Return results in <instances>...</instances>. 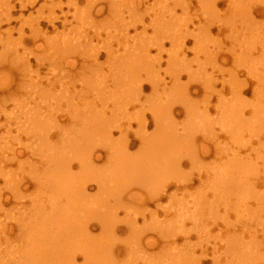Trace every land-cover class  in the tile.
Returning <instances> with one entry per match:
<instances>
[{"label":"rangeland","instance_id":"1","mask_svg":"<svg viewBox=\"0 0 264 264\" xmlns=\"http://www.w3.org/2000/svg\"><path fill=\"white\" fill-rule=\"evenodd\" d=\"M107 1L109 0H28V3L32 2V4L23 11L19 10V0L10 1L12 5L16 6L17 11L14 16L18 19L22 13L23 17L30 22H34L36 19L40 20L41 30L39 32L41 34H39L42 37L38 36L40 40L37 43L40 48H37V43L31 42L33 33L29 30L25 29L26 37L22 44L17 33H12L11 39L7 37L8 26L3 25L0 28V208L2 207L0 209V264H70V262L71 264H85L83 263L85 259L83 261L77 252V246H74L79 242L93 250L95 264H264V259L261 260L262 257L264 258V0H139L144 5H141L137 11L135 10V13L132 12L135 0H113L115 1L113 4H109L111 1ZM179 3L182 6H179ZM204 3L208 5L206 6ZM256 3L261 13L257 11L251 15L252 9L249 10L247 7H253ZM164 6L172 9L171 12L174 14L170 15L171 18L167 13L169 10L167 11ZM146 7L147 10H145ZM101 8L100 15L95 14V9ZM110 9L114 10L109 13ZM150 11H153L150 14L154 13L159 19L156 21V18L154 21L156 26L149 25L152 20L147 16V13ZM137 12L139 13L137 14ZM113 13L114 15H112ZM157 15L162 18L160 19ZM116 17L117 19H115ZM138 18L144 19V24L140 23V26L136 24L137 29L128 27L130 23L127 21L135 22ZM164 21L174 24L172 27L169 23L173 29L169 28V24L166 25V23L163 27L162 22ZM157 22H160L161 28ZM14 24L19 25L20 23ZM109 24L110 28H108ZM205 24H212L210 32L204 33L201 30L204 29L203 26H207ZM124 25H128L129 28L130 39L128 38L127 43L123 40L125 36H121L124 35L122 32ZM167 26L170 29L169 33L168 30L165 31ZM106 27L114 31L110 34ZM144 27L145 31L141 32ZM161 30L167 32L168 35L162 33ZM120 33L121 38H116L115 36ZM141 33L144 36L140 35ZM136 34L140 36H137V40H133L132 35ZM236 35H238L235 37L236 40L232 42ZM140 38L141 42H139ZM161 42L165 45L157 48L156 45ZM131 44H137L136 51L131 50ZM149 45H152L153 48H150L146 63L134 67L137 59L135 56L137 54L142 56L139 54L141 52L143 54L144 47H149ZM110 46L111 51L113 49L114 52L112 51V54L106 57L102 51ZM137 46H141L142 49ZM97 52H99L98 61L93 59ZM129 52L132 55H129ZM36 53L41 56L38 61V56L36 60L34 57L37 55ZM21 60H25L24 66H21L23 62ZM122 62L125 66L126 62L130 63L132 68L124 67ZM179 62H182V65H179L181 64ZM109 64L110 66H108ZM91 66L93 67L91 68ZM147 66L148 68H146ZM177 67L179 68L178 72ZM114 69L116 72H112ZM186 70L188 74L193 73L188 75ZM132 71L133 74L129 77L128 74ZM114 72L122 73L121 76L116 74L117 78L123 76L124 79L129 77L130 79H127L131 80L133 77L131 81L135 83L139 80H144L143 83H146L150 78L156 81V77L162 85L157 88L158 91L155 95H152L151 89L147 87L141 96H138L139 98L126 96V98H130L127 100L120 96L124 99L121 102L124 103H117L120 105L118 106L116 104L118 102L116 100H119L118 92L116 91L117 95H115L117 99H113L115 88L111 86L116 80L112 74ZM124 73L128 76H125ZM110 74H112V78H110ZM119 78L117 80H120ZM38 79L42 85V91L40 89L36 91L31 86L26 91L24 90L25 84H33ZM112 79L114 81H111ZM212 79L214 82H212V88L209 89ZM176 80L177 82H175ZM243 83L246 85L244 86ZM92 86L93 88H91ZM232 86L238 88L233 92ZM238 89H244L241 95L238 94ZM187 92L188 96H186ZM35 94L36 98H39L37 103L35 102L36 104L30 102L31 96ZM136 97L139 101L135 99ZM25 98H30L26 110L34 108L26 116V111L21 109ZM235 99L237 100L235 101ZM42 101L43 103H41ZM113 101L116 102L113 104ZM181 103L185 106L188 105L187 109L189 110L192 107L193 116L187 117L185 111H182L175 117L176 123H172V129L175 127V132L179 135L173 137L175 145L170 144L171 147L169 144L161 143V145V138L156 142V146L147 149L146 155L139 140L133 141L135 136L142 138L144 135L147 136L146 140L152 141L155 138V132L158 130L164 132L161 126L159 129L151 122L145 128H140L134 122L130 128L127 126L120 128L121 124L118 126V122L111 123L109 121L111 128H108L110 130L108 132L111 133V136H108L109 138L106 140L104 133L102 134L107 127H105L106 124H99V122L106 121V118L107 120L122 117L135 118L139 115L150 121L152 115L149 113L154 108L157 109L156 111L159 109L166 111L164 108L168 109L170 106L179 110L183 105ZM88 107L89 110L92 109V113L88 112ZM37 109L36 113L41 112L42 117L40 116L41 119L38 117L39 122L36 125L32 119L35 118ZM102 110L104 111L101 112ZM122 110H127L126 113L124 111L125 116H123ZM31 113L34 115L32 116ZM93 114H95V118H93ZM115 114H118L117 117ZM78 116L79 118L86 116L91 121L85 117V121L88 120L89 123L85 122L84 125V118L81 122ZM99 116L101 117L99 118ZM97 118L98 121L93 122ZM119 119L117 120L119 121ZM190 119L191 122L188 123ZM24 120L27 121L26 127L28 126L26 128L28 130H24L27 137L23 130L20 132L15 128L16 123L21 124L20 121ZM164 125L166 124H162V126ZM36 128L39 129L36 130ZM100 130L102 131L100 132ZM46 132H49L48 135ZM7 133L8 135H6ZM185 133L188 135L186 136ZM18 134L19 136H17ZM122 134L126 136L127 140ZM70 139H72V143L69 141ZM82 141H84V145ZM128 141L129 143H127ZM67 142L69 144L66 147ZM123 143H127V145L122 146ZM77 144L82 146L78 147ZM83 146L85 147L83 148ZM203 149L208 153H203ZM110 150H112V154H110ZM149 150H153V152L159 150L157 152L160 157L158 158L159 164L165 165L161 166L159 171L155 170L158 173L151 176L152 180L148 182L150 186L147 183V186H144L145 183L143 185L140 181L136 183L138 181L136 174L137 171L143 172L141 169L144 166L138 164L140 163L138 160L144 162L148 156V160H150L152 152ZM160 152L166 155L169 153V155L166 157ZM98 154L100 158L96 159L94 156ZM161 158L169 160L163 163ZM178 159L180 163H178ZM154 160L156 161V159ZM158 161L156 162L158 163ZM135 162H138L135 166L136 169L138 166L142 168L126 169L127 165L133 166ZM157 163L151 168L155 169L154 166H156L158 169L160 165L157 166ZM84 164L86 165L84 166ZM176 165L178 168L175 167ZM101 172L105 174L101 176L110 179V181L116 177V172L131 173L130 177L128 176L131 184L124 180L125 186L124 182L119 183L120 181L116 180L115 184L118 186H116V191L120 190L123 194L122 197L114 198L111 189H108V193L106 192L108 209L105 210H108V213L105 212V216L108 220L104 219V222H106V226L107 222L109 223L108 233H102L101 226L97 223L100 221L99 217L104 215L101 211L100 214L96 211L99 215H91L92 218L87 216L90 211L80 216L77 214V210H75L77 215H71V220L59 218V216H63L61 207L68 203L74 209H78L77 205L72 203L73 195L76 193L72 190L75 189L76 183L81 184L88 179L95 180L96 177H100ZM97 174L99 176H95ZM225 179L228 181H226L227 183L224 181ZM214 183L218 185V188L215 185L213 187ZM87 185L88 194L92 195V199L95 200L92 202L88 199L87 203H91L89 205L93 209L102 206L103 200L99 201L94 195L95 192L97 193L96 186L90 183ZM56 189L58 190L56 191ZM65 190L69 192H65ZM121 190H124L125 193H122ZM159 190V198L153 203L148 202L147 198L150 194H156L155 191ZM63 192L64 196H62ZM71 192L73 195H70ZM131 196H135L136 199H131ZM69 200H72L71 204ZM52 202H56L57 206L52 205ZM98 202L101 203L98 204ZM96 204L97 206H95ZM57 213L58 215H56ZM153 221L154 223H152ZM84 227L88 228L87 233L92 238L84 236L87 235L86 231L84 232ZM71 229L72 231L76 230L72 232ZM87 238L91 240H87ZM66 241L68 242L66 243ZM148 242H151L153 246H148L146 244ZM62 244H67L64 245L66 249L64 247L61 249ZM53 251L55 254L58 253V257L57 255L54 257ZM46 253H50L51 258L49 255L44 259L43 255L46 256ZM69 254H72V257L76 255V260L73 263ZM38 256H42L43 259ZM257 259L259 260L256 261Z\"/></svg>","mask_w":264,"mask_h":264},{"label":"bare ground","instance_id":"2","mask_svg":"<svg viewBox=\"0 0 264 264\" xmlns=\"http://www.w3.org/2000/svg\"><path fill=\"white\" fill-rule=\"evenodd\" d=\"M11 1V0H10ZM9 0H1V3H0V6H1V8H2V11L0 12V28H1V26H3V25H5V26H8V32H6V35H7V37L8 38H12V33H17V35H18V37H19V40L21 41V43L23 42H25V40H24V37H26V34H25V29H27V30H29L31 33H33V39L31 40V42L33 41L34 42V44H36L37 42H38V40H40V38L38 37L41 33L39 32L41 29H40V20L39 21H37L38 19H36L34 22H30V21H28V20H26L24 17H23V15H22V13L20 14L21 16H20V18L18 19L17 17H15L14 15V13L17 11L16 10V6H14V5H12L11 4V2H10ZM72 1H74V0H72ZM109 1H111V2H109ZM109 1H107V2H109V4H113V2H115V1H113V0H109ZM127 1V0H126ZM130 1H133V0H130ZM143 1H146V0H143ZM174 1V0H173ZM243 1V0H242ZM37 2V1H36ZM35 2V3H36ZM122 2V1H121ZM135 2V6H133V9H134V11H132V12H134L135 13V10L137 11V9L141 6V5H144V3L142 4V1H139V0H135L134 1ZM106 3V2H105ZM206 3V2H205ZM204 3V4H205ZM263 3V2H262ZM31 4H32V2L30 3H28V0H19V10L20 11H23V10H25L27 7H29V6H31ZM107 4V3H106ZM121 4V3H120ZM123 4V3H122ZM132 4V3H131ZM176 4V3H175ZM174 4V5H175ZM203 4V3H202ZM212 4V3H211ZM236 4V3H235ZM34 5V4H33ZM164 5H166V4H164ZM179 6L181 5L180 3L178 4ZM206 5V4H205ZM208 5V4H207ZM206 5V6H207ZM210 5V4H209ZM239 5V4H238ZM246 5H248V4H246ZM264 5V4H263ZM110 6V5H109ZM114 6V5H113ZM166 6H168V5H166ZM176 6V5H175ZM182 6V5H181ZM203 6V5H202ZM205 6V7H206ZM231 7H232V5H230ZM235 6V5H234ZM237 6V5H236ZM258 4L256 3V4H254L253 5V7L251 8V7H247V8H249V10H251V15H253V13L254 12H257V11H260V13H261V10H258ZM148 7V6H147ZM147 7H146V9L145 10H147ZM165 7V6H164ZM110 8V7H109ZM122 7L120 6V9H121ZM128 8V7H127ZM132 8V7H131ZM165 8H167V13H168V15L170 16V15H172V13L173 12H171L172 11V9L170 8V7H165ZM202 8V7H201ZM246 8V9H247ZM77 9V8H76ZM75 9V10H76ZM130 9V8H129ZM204 9V8H203ZM243 9V8H242ZM260 9V8H259ZM39 10V9H38ZM114 10V9H113ZM112 9H110V12L109 13H111L112 11H113ZM184 10V9H183ZM187 10V9H186ZM102 12V8L101 9H95V14H97V15H100V13ZM121 12V11H120ZM119 12V13H120ZM131 12V13H132ZM145 12H148V11H145ZM151 12H153V11H150L149 13H147V16L149 17V18H151V24L149 23V25L150 26H152V25H154V21L156 20V18H157V20L156 21H159V19H158V17H156L155 16V14L154 13H152V14H150ZM37 13H38V11H37ZM40 13H41V11H40ZM130 13V12H129ZM134 13H132L134 16H135V14ZM139 12H137V14H138ZM24 14V13H23ZM39 14V13H38ZM124 14V13H123ZM146 14V13H145ZM154 14V16H152ZM162 14V13H161ZM164 14V13H163ZM174 14V13H173ZM42 15V14H41ZM112 15H114V13L112 14ZM206 15V14H205ZM117 16V15H116ZM157 16H159V15H157ZM162 16V15H161ZM19 17V16H18ZM34 17V16H33ZM32 17V18H33ZM41 17V16H40ZM113 17V16H112ZM120 17V16H119ZM118 17V18H119ZM133 17V16H132ZM131 17V18H132ZM172 16H170V18H171ZM204 17V16H203ZM209 17V16H208ZM212 17V16H211ZM85 18V17H84ZM114 18V17H113ZM123 18V17H122ZM130 18V19H131ZM159 18H160V16H159ZM162 18V17H161ZM160 18V19H161ZM174 18V17H173ZM176 18V17H175ZM115 19H117V17L115 18ZM165 19V18H164ZM42 20V19H41ZM89 21V20H88ZM87 21V22H88ZM115 21H117V20H115ZM132 21H133V18H132ZM132 21H127V22H129L130 24H129V26L128 27H131V29H137L138 27H137V25L136 24H138L139 26H140V23H143L144 22V19H139L138 18V20H136L135 22H132ZM169 21V20H168ZM16 22H19L20 24L18 25V24H14V23H16ZM112 22V21H111ZM113 22H114V20H113ZM112 22V23H113ZM173 22V21H172ZM158 23V25H159V27L161 28V25L159 24L160 22H157ZM163 24L164 23H166V25H168L169 23L171 24V26L173 27V25H172V23L171 22H168L167 23V21L165 22H162ZM233 24H234V22H232ZM125 24V23H124ZM144 24V23H143ZM170 24H169V28H172L171 26H170ZM178 24V23H177ZM222 24V23H221ZM14 25V26H13ZM66 25V24H65ZM64 25V26H65ZM205 25H207V24H205ZM211 25L212 24H208L206 27L205 26H203V28L204 29H201V30H203V32L204 33H207V32H210V29H211ZM226 25V24H225ZM228 25V24H227ZM104 26H106V25H104ZM110 26V24L108 25V28H110L109 27ZM125 26V25H124ZM123 26V27H124ZM127 26H125L124 27V29H123V31L122 32H124V35H121V33L120 34H118L117 36H115L116 38H121V36H125L124 37V39L123 40H125V42L127 41V40H129L130 39V36L128 35L129 34V32H128V30H129V28L127 27ZM154 26H156V25H154ZM163 27L165 26V24L164 25H162ZM222 26V25H221ZM220 26V27H221ZM247 26V25H246ZM245 26V27H246ZM235 27V26H234ZM249 27V26H248ZM256 27V26H255ZM102 28H105V27H102ZM107 27H106V29H108ZM114 28V27H113ZM155 28V27H154ZM153 28V29H154ZM166 28H168V26L167 27H165V31L166 30H168L167 32L169 33V28L168 29H166ZM101 29V28H100ZM121 29V28H120ZM148 29V28H147ZM173 29V28H172ZM171 29V30H172ZM219 29V28H218ZM109 30V29H108ZM122 30V29H121ZM162 30H164V29H162ZM161 30V32L162 33H167V32H163ZM238 30V29H237ZM100 31V30H99ZM102 31V30H101ZM103 31H105V30H103ZM107 31V30H106ZM112 31H114V30H109V33L111 34V32ZM137 31V30H136ZM145 31V27L144 28H142L141 29V32H144ZM176 31V30H175ZM177 31H180V30H177ZM40 33V34H39ZM114 33V32H113ZM112 33V34H113ZM118 33V32H117ZM168 33H167V35H168ZM171 33V32H170ZM85 34V33H84ZM123 34V33H122ZM146 34V33H145ZM158 34V33H157ZM172 34H173V32H172ZM171 34V35H172ZM200 34H202V33H200ZM199 34V36L201 37V35ZM11 35V36H10ZM121 35V36H120ZM140 35H142V36H144V34H140ZM140 35H132V39L133 40H137V38L140 36ZM191 35V34H190ZM204 35V34H203ZM257 35V34H256ZM41 37H42V35H40ZM107 36V35H106ZM108 36H109V34H108ZM111 36H113V35H111ZM129 36V37H128ZM138 36V37H137ZM142 36H141V38H142ZM177 36V35H176ZM238 35H236V36H234V39L232 40V42H234V40H236L235 39V37H237ZM252 36V35H251ZM28 37V36H27ZM114 37V36H113ZM161 37V36H160ZM166 37V36H165ZM169 37V36H168ZM197 37V36H196ZM204 37V36H203ZM229 37V36H228ZM255 37V36H254ZM31 38V37H30ZM83 38V37H82ZM109 38V37H108ZM129 38V39H128ZM141 38L139 39V42H141ZM144 38V37H143ZM164 38V37H163ZM171 39L173 38V37H170ZM176 38V37H175ZM202 38V37H201ZM207 38V37H206ZM256 38H257V36H256ZM7 39V38H6ZM174 39V38H173ZM227 39V38H226ZM230 39V38H229ZM232 39V38H231ZM18 40V39H17ZM19 40H18V43H19ZM8 41V40H7ZM11 41V40H10ZM120 41H121V39H120ZM178 41H179V39H178ZM181 41H183V40H181ZM110 42H112V40H110ZM143 42H145V41H143ZM22 43V44H23ZM49 43V42H48ZM65 43V42H64ZM121 43H122V41H121ZM127 43V42H126ZM136 43V42H135ZM163 42H161V43H158V45H156L157 46V48H160V47H162V45H165V44H162ZM264 43V42H263ZM7 44H8V42H7ZM113 44V43H112ZM141 44V43H140ZM157 44V43H156ZM215 44V43H214ZM243 44V43H242ZM10 45H12V44H10ZM17 45V44H16ZM124 45V44H123ZM132 45V44H131ZM136 45L137 44H134V45H132V49L131 50H133L134 49V51H136ZM139 45V44H138ZM154 45V44H153ZM194 45V44H193ZM206 45H208V44H206ZM213 45V44H212ZM216 45V44H215ZM22 46V45H21ZM74 46V45H73ZM142 47H143V45H141ZM140 46V47H141ZM152 45H149V47L148 46H146V47H144L145 49L143 50V54H142V52H141V54H139V55H142V56H138V54H137V52H136V54H137V56H135V57H137V59L135 60L136 61V64H134V67H137V66H141V65H144L145 63H146V61L148 60V58H149V52H150V48H153V47H151ZM195 46V45H194ZM214 46V45H213ZM250 46H252V45H250ZM254 46V45H253ZM24 47V46H23ZM36 47L38 48H40V46H39V44L37 43L36 44ZM68 47V46H67ZM138 47V46H137ZM140 47H138V48H140ZM25 48V47H24ZM69 48V47H68ZM108 48V47H107ZM118 48V47H117ZM206 48V47H205ZM204 48V49H205ZM220 48H222V47H220ZM252 48V47H251ZM11 49V48H10ZM26 49V48H25ZM103 49V48H102ZM140 49H142V48H140ZM103 50H105V49H103ZM198 50V49H197ZM28 51V50H27ZM31 51V50H30ZM55 51V50H54ZM99 51V50H98ZM112 51H113V49H112ZM112 51H111V46H110V48H108V49H106L105 51H102L105 55H106V57H109L111 54H112ZM129 51H130V48H129ZM169 51V50H168ZM246 51V50H245ZM101 52V53H102ZM114 52V51H113ZM253 52V51H252ZM14 53V52H13ZM17 53H18V51H17ZM127 53V52H126ZM171 53V52H170ZM37 54V53H36ZM39 54V53H38ZM36 55V56H34L35 57V60H36V57H37V61H38V59H40L41 58V56H39V55ZM50 54V53H49ZM48 54V55H49ZM114 54V53H113ZM120 54V53H119ZM239 54V53H238ZM251 54V53H250ZM34 55V54H33ZM58 55V54H57ZM115 55V54H114ZM129 55H132V53L130 54V52H129ZM23 56V55H22ZM98 56H99V52H97V53H95V55H94V57H93V59L94 60H97L98 59ZM121 57H123L122 55H120ZM120 56H119V58H120ZM16 58L18 57V56H15ZM24 57H26V55H24ZM112 57H113V55H112ZM115 57V56H114ZM129 57V56H128ZM133 57V56H132ZM83 58V57H82ZM119 58L117 59L116 58V60H119ZM124 58V57H123ZM134 58V57H133ZM23 59H26V58H23ZM114 59V58H113ZM154 59V58H153ZM49 60H51V59H49ZM53 60V59H52ZM85 60V59H84ZM21 61H23V60H21ZM25 61V60H24ZM24 61L22 62V64H21V66H24ZM43 61V60H42ZM56 61V60H55ZM89 61V60H88ZM93 61V60H92ZM98 61V60H97ZM84 62V61H83ZM116 62H118V61H116ZM158 62V61H157ZM93 63V62H92ZM97 63V62H96ZM123 63V62H122ZM122 63H120V64H122ZM132 63V62H131ZM149 63V62H148ZM170 63V62H169ZM179 63H181V64H179ZM178 64L179 65H182V62H179ZM206 63V62H205ZM211 63V62H210ZM61 64V63H60ZM89 64V63H88ZM119 64V65H120ZM126 66H125V64L123 63L122 65L124 66V67H126V68H132V65L130 64V63H128V62H126ZM128 64H130V65H128ZM133 64V63H132ZM83 65H85V64H83ZM90 65V64H89ZM94 65V64H93ZM118 65V64H117ZM118 65V66H119ZM121 65V67H123ZM147 65V64H146ZM25 66H26V64H25ZM62 66V65H61ZM72 66V65H71ZM86 66V65H85ZM95 67H97L96 65H94ZM108 66H110V64L108 65ZM118 66H117V68H118ZM129 66V67H128ZM150 66V65H149ZM177 66V65H176ZM261 66V65H260ZM88 67V66H87ZM93 66H91V68H92ZM113 67V66H112ZM144 67V66H143ZM200 67V66H199ZM31 68V67H30ZM65 68V67H64ZM117 68H116V70H117ZM146 68H148V66L146 67ZM176 68V67H175ZM178 68V67H177ZM14 69V68H13ZM26 69V68H25ZM24 69V70H25ZM119 69V68H118ZM124 69V68H123ZM66 70V69H65ZM95 69L93 68V71H94ZM132 70V69H131ZM173 70V69H172ZM178 70H179V68L177 69V72H178ZM203 70V69H202ZM113 71H115V69L114 70H112V72ZM175 71V70H174ZM181 71V70H180ZM191 71V70H190ZM116 72V71H115ZM112 73L113 74V76H115L114 78H116V80L114 81V79H112L111 81H114V83L111 85V86H113L114 88H115V93H114V96H113V99L114 98H116L115 97V95H117L116 94V91L118 92V98H119V100H116V101H118V102H116V101H113L112 103L114 104V102H116V104L117 103H122L121 101L122 100H124V99H122V98H124L125 97V99H130V98H126V96H128V97H135V96H141V94L146 90V88L147 87H149V89H151V91H152V95L154 94H157L156 92L158 91L157 90V88L158 87H160L161 85H162V83H160V82H158L157 81V78L155 77V79H156V81L154 80L153 81V79H151L150 78V80H148L147 82H146V80H145V82L146 83H143V81H141V80H139L137 83H135V82H133V81H131L132 80V78H131V80H129L130 78V75H132L133 74V71L132 72H130V74H128L129 75V77H127V78H129V79H124V77L122 76V78L120 77H118L120 80H117L118 78L116 77V76H118V75H116V74H119V73ZM122 72H125V71H122ZM183 72V71H182ZM186 72V74H188L187 73V70L185 71ZM190 73H193V72H190ZM190 73L188 74V75H190ZM24 74V73H23ZM38 74V73H37ZM94 74V73H93ZM112 74H110L111 76H110V78H112ZM121 74L122 73H120L119 74V76H121ZM126 73H124V75H125ZM168 74V73H167ZM199 74V73H198ZM247 74H248V70H247ZM128 75H125V76H128ZM180 75V74H179ZM192 75V74H191ZM209 75V74H208ZM208 75H206V76H208ZM106 76V75H105ZM135 76V75H134ZM151 76V75H150ZM153 76V75H152ZM197 76V75H196ZM199 76V75H198ZM5 77V76H4ZM8 77V76H7ZM88 77V76H87ZM147 77V76H146ZM210 77V76H209ZM251 77V76H250ZM176 78V77H175ZM214 78V77H213ZM6 79V78H5ZM85 79V78H84ZM83 79V80H84ZM148 79H149V77H148ZM189 79V78H188ZM99 80V79H98ZM179 80H180V78H179ZM192 80V79H191ZM200 80V79H199ZM87 81V80H86ZM106 81V80H105ZM140 81H141V83H140ZM209 81H211V80H209ZM32 82V81H31ZM161 82H163V81H161ZM175 82H177V80L175 81ZM174 82V83H175ZM212 82H214L213 81V79H212V81H211V83L209 84V89L210 88H212ZM217 82V81H216ZM3 83V82H2ZM26 83V82H25ZM27 83H30V82H27ZM83 83V82H82ZM96 83V82H95ZM90 84H91V81H90ZM92 84H93V82H92ZM224 84V82L222 81V85ZM244 84V86L246 85L245 83H243ZM84 85V84H83ZM88 85V84H87ZM103 85H104V82H103ZM164 85V84H163ZM200 85V84H199ZM215 85V84H214ZM31 86V88H33V89H35L36 91H38L39 89L41 90L42 88H41V83H40V80L38 79L37 81H35L33 84H25L24 85V90L26 91L27 89H29L28 87H30ZM72 86V85H71ZM110 86V85H109ZM181 86V85H180ZM248 86V85H247ZM64 87V86H63ZM108 87V86H107ZM174 87V86H173ZM182 87V86H181ZM186 87H187V85H186ZM233 87V86H232ZM240 87V86H239ZM45 88V87H44ZM86 88V87H85ZM88 88V87H87ZM91 88H93V86L91 87ZM236 88H238V87H233V89H232V91L234 92V89L236 90ZM249 88V87H248ZM88 89H90V88H88ZM102 89V88H101ZM204 89H206V88H204ZM208 89V90H209ZM241 89V88H240ZM244 89H245V87H244ZM243 89V90H244ZM34 90V91H35ZM43 90V89H42ZM41 90V91H42ZM100 90V89H99ZM162 90V89H161ZM174 90V89H173ZM239 90V89H238ZM243 90H239V95H241L243 92ZM24 91V92H25ZM108 91V90H107ZM177 91V90H176ZM258 91V90H257ZM31 92V91H30ZM96 92V91H95ZM111 92H114V90H111ZM119 92H120V94H119ZM130 92V93H129ZM169 92V91H168ZM186 92V91H185ZM207 92V91H206ZM210 92V91H209ZM26 93V92H25ZM38 93H41V92H38ZM49 93V92H48ZM107 93V92H106ZM56 94V93H55ZM170 94V93H169ZM257 94V93H256ZM52 95V94H51ZM87 95V94H86ZM40 96H43V95H40ZM44 96H45V94H44ZM67 96V95H66ZM122 98H121V97ZM170 96V95H169ZM186 96H188V92L186 93ZM32 98L30 99V98H28V99H30V102H36L38 99L36 98V94L35 95H33V96H31ZM52 97V96H51ZM64 97V96H63ZM96 97H97V95H96ZM95 97V98H96ZM100 97V96H99ZM98 97V98H99ZM110 97V96H109ZM131 97V98H132ZM137 97L135 98L136 100H138L137 99ZM259 97V96H258ZM66 98V97H65ZM139 98V97H138ZM183 98V97H182ZM187 98V97H186ZM185 98V99H186ZM28 99L27 98H25V100L23 101V105H22V107H21V109L22 110H25L26 111V113H25V116L28 114V112L29 111H31V110H34V108L33 107H31V108H28L29 110H26V108H27V104L28 103H30V102H28ZM40 99H41V97H40ZM55 99V98H54ZM117 99V98H116ZM121 99V100H120ZM134 99V100H135ZM264 99V98H263ZM59 100V99H58ZM99 100V99H98ZM135 100V101H136ZM178 100V99H177ZM188 100V99H187ZM237 99H235V101H236ZM256 100V99H255ZM63 101V100H62ZM65 101V100H64ZM112 101V100H111ZM120 101V102H119ZM139 101V100H138ZM184 101V100H183ZM186 101V100H185ZM48 102V101H47ZM66 102H67V100H66ZM88 102V101H87ZM182 102V101H181ZM187 102V101H186ZM190 102V101H189ZM239 102H240V100H239ZM37 103V102H36ZM35 103V104H36ZM41 103H43V101L41 102ZM61 103V102H60ZM124 103V102H123ZM122 103V104H123ZM167 104V103H166ZM175 104V103H174ZM181 104H183V103H181ZM38 105H39V103H38ZM37 105V106H38ZM43 105V104H42ZM46 105H47V103H46ZM96 105V104H95ZM94 105V106H95ZM118 106H120L119 104H117ZM126 105V104H125ZM193 105V104H192ZM195 106H197L196 104H194ZM36 106V107H37ZM114 106H116V105H114ZM114 106H112V107H114ZM144 106V105H143ZM152 106V105H151ZM187 106L188 105H181V108L178 110H175V109H173V108H171L170 106H168L169 108L167 109V107L166 108H164L166 111H163V110H158V111H156L157 109H155L154 108V110H152V111H150V115H152V116H150L151 117V119H150V121H148V119H146V118H144L143 116H142V118H141V116H137V117H135V118H133V117H129V118H127V117H122V118H116V119H112V118H110V120L108 119L107 120V118H106V121L105 120H103V122H99V124L100 123H102V124H106V126L105 127H107L106 129H105V131L104 132H102V134L105 136V138H106V140H108V136H111L110 134L111 133H109L108 131H110L108 128L110 127V122L112 123V122H118L117 124H118V126H119V124H121L119 127L121 128V127H124V126H127V128H130V126H131V124H132V122H134L135 124H138L139 126H140V128H145V127H147L148 125H149V123L151 122L155 127L156 126H158V128L160 129V126L164 129V132L162 131V132H159V130L157 131V132H155V135H154V139L151 141H149V140H146L145 139V137H147L146 135H144L142 138H138V137H136L135 136V138H134V140L133 141H137V140H139V142H140V145H141V148H143V152L147 155V153H148V148H152L153 146H156V142L157 141H160L161 140V138H162V140H161V142H160V144L161 143H163L164 145L165 144H169V146H170V144H172V146L173 145H175L174 143H175V141L173 140L174 138V136H178L179 134H176V132H175V127H173V129H172V123L173 122H175L176 123V121H175V117L178 115V114H180L182 111H185V113H186V116L187 117H190V116H193V114H192V111H191V108H190V110L189 109H187ZM190 106V105H189ZM263 106V105H262ZM38 107H40V106H38ZM87 107V106H86ZM92 107V106H91ZM161 107V106H160ZM186 107V108H185ZM220 107H222V105H220ZM219 107V108H220ZM249 107V106H248ZM255 107V106H254ZM129 108V107H128ZM158 108H159V106H158ZM246 108V107H245ZM82 109V108H81ZM90 108L88 107V110H89ZM101 109V108H100ZM103 109H105V108H103ZM199 109V108H198ZM220 109H222V108H220ZM258 109V108H257ZM49 110V109H48ZM87 110V109H86ZM92 110V109H91ZM91 110H89L88 112L90 113H92V111ZM116 110V109H115ZM235 110V109H234ZM38 111V109L35 111V113ZM39 111H40V108H39ZM63 111V110H62ZM65 111V110H64ZM67 111V110H66ZM100 111V110H99ZM104 110H102L101 112H103ZM117 111V110H116ZM123 111V110H122ZM125 111V113H126V111L127 110H124ZM124 111H123V114H124ZM168 111V112H167ZM224 111H226V110H224ZM244 111H245V109H244ZM32 112V111H31ZM95 112H98V111H95ZM121 112V111H120ZM229 112V111H228ZM254 112V111H253ZM258 112V111H257ZM34 113V112H33ZM41 112H39V113H36L35 115L34 114H32V116L34 115L35 116V118L34 119H32L33 120V122L36 124L37 122H39L38 120H39V118H40V116H41V114H40ZM59 113V112H58ZM78 113H80V112H78ZM83 113V112H82ZM100 113V112H99ZM21 115H22V112L20 113ZM30 114V113H29ZM44 115H45V113H43ZM103 114V113H102ZM128 114V113H127ZM126 114V115H127ZM130 114V113H129ZM128 114V115H129ZM220 114H221V112H220ZM255 115H256V113H254ZM88 115V114H87ZM86 115V116H87ZM94 115L95 114H93L92 116H93V118H95L94 117ZM118 115V114H117ZM117 115L115 114V117H117ZM223 115H224V113H223ZM74 116V115H73ZM85 116V117H86ZM123 116H125V114L123 115ZM131 116V115H130ZM39 117V118H38ZM42 117V116H41ZM85 117H83L84 118V125H85V122H87L88 120H90V119H88L87 117V121H85ZM101 116H99V118H100ZM230 118H231V115L229 116ZM10 118H12V117H10ZM32 118V117H31ZM74 118V117H73ZM78 118H79V116H78ZM83 118H79L80 119V121L82 122V119ZM245 118V117H244ZM243 118V119H244ZM18 119V118H17ZM25 119V118H24ZM27 119V118H26ZM41 119V118H40ZM47 119H48V117H47ZM117 119H119V121L117 120ZM193 119V118H192ZM239 119H241V118H239ZM31 120V119H30ZM94 120V119H93ZM92 120V121H93ZM115 120V121H114ZM222 120V119H221ZM249 120V119H248ZM42 121V120H41ZM91 121V120H90ZM96 121H98V118H97V120H95V121H93V122H96ZM108 121V122H107ZM110 121V122H109ZM186 121H187V119H186ZM185 121V122H186ZM219 121H220V119H219ZM239 121H241V120H239ZM239 121H238V123H239ZM247 121V120H246ZM21 122V124H18V123H16L15 124V128H17V130H19L20 132H22L21 130H25L26 128H28V126L26 127V123H27V121H20ZM50 122H52V121H50ZM49 122V123H50ZM81 122H80V124H81ZM191 122V119L190 120H188V123H190ZM217 122V121H216ZM229 122V121H228ZM237 122V121H236ZM257 122V121H256ZM30 123H32V122H30ZM83 123H82V126H83ZM89 122H87V124H88ZM90 123H92V122H90ZM187 122H186V124H188ZM219 123V122H218ZM224 123V122H223ZM241 123V122H240ZM162 124H166V125H164V126H162ZM198 124H200V123H198ZM220 124V123H219ZM37 125V124H36ZM123 125V126H122ZM176 125V124H175ZM236 125H237V123H236ZM242 125V124H241ZM9 126V125H8ZM87 127H89L88 125H86ZM261 126V125H260ZM3 127H4V125H3ZM45 127V126H44ZM47 127V126H46ZM94 127V126H93ZM96 127V126H95ZM94 127V128H95ZM243 127V126H242ZM5 128H7V127H5ZM34 128V127H33ZM32 128V129H33ZM51 128V127H50ZM91 128V127H90ZM111 128V127H110ZM140 128H139V130H140ZM11 129V128H10ZM31 129V128H30ZM31 129V130H32ZM37 129H39V128H36V130ZM41 129V128H40ZM99 129V128H98ZM231 129H232V127H231ZM26 130H28V129H26ZM85 130H86V127H85ZM113 130V129H112ZM208 130V129H207ZM232 130H234V129H232ZM35 131V130H34ZM38 131H40V130H38ZM89 131V130H88ZM102 130H100V132H101ZM124 131V130H123ZM128 131V130H127ZM10 132V131H9ZM41 132V131H40ZM83 132V131H82ZM85 132V131H84ZM122 132V131H121ZM232 132V131H231ZM24 133H26L25 131H24ZM30 133V132H29ZM28 133V134H29ZM32 133V132H31ZM30 133V134H31ZM35 133H36V131H35ZM47 134L46 135H48V133L49 132H46ZM86 133V132H85ZM90 133V132H89ZM88 133V134H89ZM92 133V132H91ZM233 133V132H232ZM22 134V133H21ZM29 134V135H30ZM127 134V132L125 133V135ZM153 134V133H152ZM186 134V133H185ZM229 134L231 135V133L229 132ZM6 135H8V133L6 134ZM24 135H26V137H27V133L26 134H24ZM45 135V136H46ZM87 135V134H86ZM183 135V134H182ZM188 134H186V136H187ZM209 135V134H208ZM16 136V135H15ZM14 136V137H15ZM17 136H19V134L17 135ZM16 136V137H17ZM22 136V135H21ZM32 136V135H31ZM35 136V135H34ZM43 136V135H42ZM65 136V135H64ZM67 136V135H66ZM89 136V135H88ZM94 136H95V134H94ZM101 136V135H100ZM122 136H124L123 134H122ZM184 136V135H183ZM7 137V136H6ZM9 137V136H8ZM73 137V136H72ZM84 137H85V135H84ZM149 137V136H148ZM191 137V136H190ZM205 137H206V135H205ZM233 137V136H232ZM20 138V137H19ZM37 138H39V137H37ZM46 138V137H45ZM48 138V137H47ZM77 138V137H76ZM103 138V137H102ZM124 138H126V136H124ZM138 138V139H137ZM182 138V137H181ZM210 138H212V137H210ZM243 138V137H242ZM63 139V138H62ZM95 139H96V137H95ZM48 140V139H47ZM63 140H65V139H63ZM67 141H68V139H66ZM72 139H70L69 141L72 143V141H71ZM99 140V139H98ZM112 140V139H111ZM125 140H127V138L125 139ZM215 140V139H214ZM120 141V140H119ZM182 141V140H181ZM208 141V140H207ZM76 142V141H75ZM102 142V141H101ZM109 142V141H108ZM220 142V141H219ZM84 143V141H82V144ZM113 143V142H112ZM127 143H129V141L127 142ZM127 143L126 144H124V145H122V146H125V145H127ZM136 143V142H135ZM176 143H178V142H176ZM67 144H69V142H67L66 143V147H67ZM94 144H96V143H94ZM101 144V143H100ZM102 144H103V142H102ZM130 144H131V142H130ZM220 144V143H219ZM70 145H72V144H70ZM69 145V146H70ZM79 145L80 144H77V146L79 147ZM84 145V144H83ZM112 145V144H111ZM162 145V144H161ZM163 145V146H164ZM77 146H73V147H77ZM80 146H82V145H80ZM105 146V145H104ZM104 146H102V147H104ZM166 146H168V145H166ZM165 146V147H166ZM248 146V145H247ZM72 147V148H73ZM85 146H83V148H84ZM101 147V146H100ZM162 147V146H161ZM164 147V148H165ZM171 147V146H170ZM69 148V147H68ZM81 148V147H80ZM89 148V147H88ZM92 148V147H91ZM115 148V147H114ZM114 148H113V150H114ZM163 148V147H162ZM162 148H160V150H162ZM168 148V147H167ZM173 148V147H172ZM5 149V148H4ZM3 149V150H4ZM156 149H158V148H156ZM68 151H69V149H67ZM81 150V149H80ZM82 150H84V149H82ZM89 150V149H88ZM93 150V149H92ZM125 150H127V149H125ZM170 150H172L171 148H170ZM204 150V149H203ZM208 150V149H207ZM222 150V149H221ZM84 151H87V150H84ZM111 151V153L110 154H112V150H110ZM109 151V152H110ZM150 151V150H149ZM159 151V150H158ZM157 151V152H158ZM164 151V150H163ZM162 151V152H163ZM220 151V150H219ZM67 152V151H66ZM78 152H80L79 150H78ZM83 152V151H82ZM118 152H120V151H118ZM147 152V153H146ZM150 152H152V154H151V158H150V160H148L149 158V156L147 157V159H146V161H144V162H142L141 160H138V162H140V163H138V164H141L142 166H143V168L142 167H140V166H138V168L140 169V168H142L141 170L143 171V172H140V171H137V174L136 173H134V174H136V176L134 175V177H136L137 179H138V181H136V183L137 182H141V183H143V185H144V183H145V185L144 186H147V184H148V182L149 181H151L152 179H151V176L153 175V174H157L158 172H156L155 170H157V171H159V169L161 168V166L163 167L165 164H163L164 163V161H168L169 159H162L161 158V161L163 162L162 164L163 165H160L159 164V159L158 158H160L158 155L159 154H157V152H153V150H151ZM162 152H160V153H162ZM165 152V151H164ZM203 153H208V151L206 152L205 150L204 151H202ZM217 152V151H216ZM228 152V151H227ZM86 153V152H85ZM114 153H116V151H114ZM167 153V152H166ZM190 153V152H189ZM141 154V153H140ZM144 154V155H145ZM162 154H165V153H162ZM168 155H169V153H167ZM83 155H84V153H83ZM120 155V154H119ZM141 155H143V154H141ZM145 155V156H146ZM168 155H166L165 154V156L166 157H168ZM234 155V154H233ZM81 156V155H80ZM139 156V155H138ZM161 156V155H160ZM96 159H99L100 158V155L98 154V155H95L94 156ZM111 157H113V156H111ZM120 157V156H119ZM174 157V156H173ZM192 157V156H191ZM217 157V156H216ZM73 158V157H72ZM82 159H84V157H81ZM114 158V157H113ZM117 158V157H116ZM80 159V158H79ZM90 159V158H89ZM111 159V158H110ZM121 160H123L122 158H120ZM154 159H156V161H158V163L154 160ZM114 160H115V158H114ZM148 160V161H147ZM152 160V161H151ZM176 160V159H175ZM174 160V161H175ZM241 160V159H240ZM86 161H87V158H86ZM180 160L178 159V163H180L179 162ZM157 163V166L158 165H160V167H158V169H156V166H154L155 167V169H152L151 167H153V165H156V163ZM173 162V161H172ZM136 162H135V164L133 165V166H131V165H127L126 166V169L127 168H131L132 167V169H136L135 168V166H136V164H137ZM168 163V162H167ZM167 163H166V165H167ZM176 163V162H175ZM174 163V164H175ZM68 164V163H67ZM91 164V163H90ZM86 164H84V166H85ZM150 165H152V166H150ZM173 165V164H172ZM241 165V164H240ZM59 166V165H58ZM129 166V167H128ZM171 166V165H170ZM66 167V166H65ZM150 167V168H149ZM172 167V166H171ZM176 168H178L177 167V165L175 166ZM238 167V166H237ZM249 167V166H248ZM247 167V168H248ZM58 168V167H57ZM67 168V167H66ZM87 167H85V170H87L86 169ZM89 168V167H88ZM137 168V169H138ZM174 168V167H173ZM235 168H236V165H235ZM258 168V167H257ZM90 169V168H89ZM136 169V170H137ZM144 169V170H143ZM57 169H55V171H56ZM62 170V169H61ZM64 170H65V168H64ZM244 170V169H243ZM246 170V169H245ZM252 170V169H251ZM60 171V170H59ZM63 171V170H62ZM69 171V170H68ZM153 171H155V172H153ZM223 171V170H222ZM57 172V171H56ZM253 172V171H252ZM54 173V172H53ZM60 173V175H62L61 174V172H59ZM63 173V172H62ZM66 173V172H65ZM64 173V174H65ZM70 173V172H69ZM71 173H73V172H71ZM83 173V172H82ZM81 173V174H82ZM99 173V172H98ZM113 173V172H112ZM132 173V174H133ZM215 173V172H214ZM213 173V174H214ZM74 174V173H73ZM78 174H80V173H78ZM78 174H76V175H78ZM104 174V173H103ZM102 174V172H101V174H100V177L99 178H95V180L94 179H92V180H87L86 181V179L84 180V181H86V182H82L81 184L79 183V184H77L76 183V186H75V189L74 190H72V191H74V192H76L74 195H73V192H71L72 194H70V195H73L74 196V200H73V205H77V208L78 209H74V207L72 206V205H69V203H68V205H64L63 207H61L62 209V213H63V216H59V218L61 217V218H65V219H70L71 220V215H80L81 216V214H87V212H89L90 211V214L88 215L87 214V216H88V218H89V216L91 217V215L93 216L94 214H96V215H99L100 214V211L102 212V214H104L103 216L101 215L99 218H100V221L98 222L97 221V223L98 224H100V226H101V232L102 233H104V234H106V233H108V231L110 230L108 227H109V223L107 222V226H106V222H104L106 219L108 220V218H106V216H105V212H107L108 210H105V209H108L107 208V205H106V203L108 202L107 200H108V195L106 194V192L108 193V189H111V191L113 192V194H114V198H118V197H122L121 195H123V194H121V192H120V190H118V191H116V188L118 187L115 183H117L116 182V180L119 182V183H123L124 182V180L126 181L127 180V182L128 183H130L129 182V180H130V178H128V176L130 177V175H131V173H127V172H116V177H114L111 181H110V179H108V178H106V177H102L101 175H103ZM88 175V174H87ZM93 175V174H92ZM105 175V174H104ZM109 175V174H108ZM63 176V175H62ZM65 176H66V174H65ZM64 176V177H65ZM90 176V175H89ZM95 176H99L98 174L97 175H95ZM94 176V177H95ZM243 176V175H242ZM108 177V176H107ZM113 177V176H112ZM53 178V177H52ZM73 178H74V176H73ZM81 178V177H80ZM83 178V177H82ZM85 178V177H84ZM133 179V180H137V179ZM237 178V177H236ZM249 178V177H248ZM55 179H56V177H55ZM129 179V180H128ZM131 179V180H132ZM179 179V178H178ZM190 179V178H189ZM213 179H215L214 177H213ZM220 179V178H219ZM222 179H224V178H222ZM53 180V179H52ZM63 180V179H62ZM73 180V179H72ZM79 180V179H78ZM82 180V179H81ZM155 181V180H154ZM202 181V180H201ZM217 181H218V179H217ZM221 181V180H220ZM223 181V180H222ZM225 182L227 181L226 179L224 180ZM223 181V182H224ZM65 182V181H64ZM153 182V181H152ZM179 182V181H178ZM182 182H183V180H182ZM181 182V183H182ZM228 182V181H227ZM226 182V183H227ZM55 183V182H54ZM93 184L94 186H96V189H97V193L95 192V198H97V199H99V201L100 200H103L102 201V206H99L98 208L96 207L95 209H93V207L92 206H90L89 204H91V203H87L88 201V199L90 200V201H95L94 199H92V195H89L88 194V185L87 184ZM147 183V184H146ZM219 183V182H218ZM226 183H224V184H226ZM124 184H125V182H124ZM131 184V183H130ZM154 184V183H153ZM216 183H214L213 184V187H214V185H215ZM219 184H221V182L219 183ZM236 184V183H235ZM53 185V184H52ZM123 185V184H122ZM221 185H223V183L221 184ZM87 186V187H86ZM117 186V187H116ZM125 186H126V184H125ZM143 186V187H144ZM148 186H150L149 184H148ZM215 186H217L216 188H218V185H215ZM65 187V186H64ZM128 187H129V185H128ZM63 188V187H62ZM67 188V187H66ZM74 187L72 186V189H73ZM147 188V187H146ZM17 189V188H16ZM61 189V188H60ZM67 189H70V188H67ZM58 189H56V191H57ZM165 190V189H164ZM66 191H68V190H65V192ZM122 191V193L124 192V190H121ZM69 192V191H68ZM155 192H157L156 194L155 193H153L152 195L150 194V196L147 198V200H148V202H154V201H156L158 198H159V196H160V194H159V192H160V190L159 191H155ZM175 192V191H174ZM125 193V192H124ZM163 193V192H162ZM92 194V193H91ZM215 194V193H214ZM65 195V193L63 192V194H62V196H64ZM69 195V194H68ZM101 195V196H100ZM107 195V196H106ZM111 195H112V193H111ZM113 196V195H112ZM130 196V195H129ZM69 197H71V196H69ZM128 197V196H127ZM55 198H56V195H55ZM60 198V197H59ZM62 198V197H61ZM140 198V197H139ZM50 199V198H49ZM92 199V200H91ZM126 199V198H125ZM131 199H136V197L135 196H131ZM138 199V198H137ZM50 200H52V199H50ZM71 200V201H72ZM217 200V199H216ZM215 200V201H216ZM220 200V199H219ZM218 200V201H219ZM61 201V200H60ZM68 201V200H67ZM70 201V200H69ZM71 201H70V204H71ZM82 201V202H81ZM224 201H225V199H224ZM6 202V201H5ZM53 204L52 205H56L57 206V203L56 202H52ZM99 203H101V202H98V204ZM116 203V202H115ZM218 203V202H217ZM220 203V202H219ZM257 203V202H256ZM226 204H227V202H226ZM125 205V204H124ZM62 206V205H61ZM95 206H97V204L95 205ZM127 206V205H126ZM212 206V205H211ZM101 207V208H100ZM106 207V208H105ZM133 207V206H132ZM196 207V206H195ZM2 208V207H1ZM0 208V209H1ZM54 208H55V206H54ZM71 209V210H70ZM70 210V211H69ZM75 210H77V214H76V211ZM103 210H105V211H103ZM129 210V209H128ZM140 210V209H139ZM199 210V209H198ZM69 211V212H68ZM96 211H97V213H99V214H97L96 213ZM125 211V210H124ZM45 212V211H44ZM91 212H92V214H91ZM104 212V213H103ZM110 212V211H109ZM127 212H129V211H127ZM135 212V211H134ZM212 212V211H211ZM108 213V212H107ZM111 213V212H110ZM180 213V212H179ZM51 214V213H50ZM134 214V213H133ZM136 214V213H135ZM56 215H58V213L56 214ZM137 215V214H136ZM140 215V214H139ZM79 216V217H80ZM84 216V215H83ZM105 216V217H104ZM144 216V215H143ZM179 216H180V214H179ZM185 216V215H184ZM39 217V216H38ZM78 217V216H77ZM139 217V216H138ZM182 217V216H181ZM181 217H179L180 219H181ZM44 218V217H43ZM92 218V217H91ZM90 218V219H91ZM99 218H98V220H99ZM184 218V217H183ZM51 219V218H50ZM54 219V218H53ZM94 219H95V217H94ZM105 219V220H104ZM128 219H129V217H128ZM128 219H127V221H128ZM132 219V218H131ZM179 219V220H180ZM217 219V218H216ZM62 220V219H61ZM78 220V219H77ZM83 220V219H82ZM63 221V220H62ZM66 221V220H65ZM35 222V221H34ZM72 222V221H71ZM76 222V221H75ZM79 222V221H78ZM89 222V221H88ZM80 223H82V222H80ZM110 223H113V222H110ZM152 223H154V221L152 222ZM156 223H157V221H156ZM248 223V222H247ZM83 224V223H82ZM114 224V223H113ZM146 224V223H145ZM149 224V223H148ZM43 225V224H42ZM61 225V224H60ZM86 225V224H85ZM151 225V224H150ZM197 225V224H196ZM5 226V225H4ZM58 226H59V224H58ZM62 226V225H61ZM60 226V227H61ZM73 226V225H72ZM99 226V225H98ZM137 226V225H136ZM74 227V226H73ZM83 227V226H82ZM148 227H150V226H148ZM153 227V226H152ZM85 228V230L84 229H82V230H84V232H85V234H87V235H84V236H89V234L87 233L88 232V228H86V227H84ZM111 228V227H110ZM47 229V228H46ZM76 229H77V227H76ZM76 229H74L73 231H75ZM167 229V228H166ZM165 229V230H166ZM170 229V228H169ZM33 230V229H32ZM81 230V231H82ZM113 230H114V227H113ZM115 230H117L116 228H115ZM139 230H140V228H139ZM145 230H147V229H145ZM162 230V229H161ZM164 230V229H163ZM164 230V231H165ZM245 230V229H244ZM70 231V230H69ZM71 231H72V229H71ZM72 231V232H73ZM144 231V230H143ZM35 232V231H34ZM68 232V231H67ZM77 232H78V230H77ZM80 232V231H79ZM83 232V231H82ZM84 232H83V234H84ZM119 232V231H118ZM136 232V231H135ZM10 233V232H9ZM30 233V232H29ZM68 233H70V232H68ZM90 233V232H89ZM252 233V232H251ZM43 234V233H42ZM79 234V233H78ZM136 234V233H135ZM143 234V233H142ZM41 235V234H40ZM45 235V234H44ZM48 236V235H47ZM53 236V235H52ZM83 236V235H82ZM102 236H104L103 234H102ZM168 236V235H167ZM42 237V236H41ZM77 237V236H76ZM33 238V237H32ZM89 238H92V237H90L89 236ZM89 238H87V240L89 239ZM94 238V237H93ZM68 239V238H67ZM75 239V238H74ZM137 239V238H136ZM253 239V238H252ZM28 240V239H27ZM48 240V239H47ZM62 240V239H61ZM77 240L79 241V239L77 238ZM82 240V239H81ZM89 240H91V239H89ZM65 241V240H64ZM73 241V240H72ZM72 241H71V243H72ZM86 241V240H85ZM151 241V240H150ZM62 242V241H61ZM68 241H66V243H67ZM255 242V241H254ZM49 243V245H50V242H48ZM65 243V242H64ZM70 243V244H71ZM77 243V241L75 242V244ZM80 243V242H79ZM78 243V245H80V246H78V245H74L75 247L77 246V252L79 253V255L83 258V261H84V259H85V262H83V263H85V264H91L92 262H93V264H95V262L93 261V259H94V255H93V253H92V249H90L89 247H87V246H85V245H83V244H79ZM148 246H153L152 245V243L151 242H148V243H146ZM260 244V243H259ZM258 244V245H259ZM64 245H67V244H64ZM64 245L62 244V246H61V249H62V247H64ZM147 245H146V248H148L147 247ZM227 245H228V243H227ZM226 245V246H227ZM237 245V244H236ZM235 245V246H236ZM54 246V245H53ZM60 246V245H59ZM72 246V245H71ZM136 246V245H135ZM50 247V246H49ZM228 247H230V246H228ZM233 247V246H232ZM42 248V247H41ZM65 249H66V246L64 247ZM152 248V247H151ZM227 248V247H226ZM33 249V248H32ZM52 249H53V247H52ZM218 249V248H217ZM46 250H48V249H46ZM229 250V249H228ZM231 250V249H230ZM244 250V249H243ZM225 251V250H224ZM242 251V250H241ZM106 252V251H105ZM27 253V252H26ZM30 253V252H29ZM60 253H62V252H60ZM59 253V254H60ZM227 253H228V251H227ZM53 254L55 255L54 257H56V255H57V257H58V253L56 252V254L54 253V251H53ZM62 254H65V253H62ZM76 254V253H75ZM31 255V254H30ZM30 255H28V256H30ZM38 255V254H37ZM40 255V254H39ZM49 255H50V253H46V256L45 255H43L44 256V259L45 258H48L49 257ZM61 255V254H60ZM68 255V254H67ZM70 255V254H69ZM72 255V254H71ZM70 255V256H71ZM109 255V254H108ZM241 255H243V253L241 252ZM254 255V254H253ZM262 255V254H261ZM48 256V257H47ZM69 256V257H70ZM255 256V255H254ZM30 257H32V256H30ZM36 257V256H35ZM38 257H40L41 259H43L42 258V256H38ZM68 257V258H69ZM180 257V256H179ZM216 257H217V255H216ZM227 257V256H226ZM242 257V256H241ZM244 257V256H243ZM252 257V256H251ZM49 258H51V255H50V257ZM65 258V257H64ZM258 258V257H257ZM261 258V257H260ZM61 259V258H60ZM59 259V260H60ZM67 259V258H66ZM184 259V258H183ZM201 259V258H200ZM262 259H264L263 257L261 258V260ZM70 260L72 261V263H73V261L74 260H76V255L75 256H71V258H70ZM259 259H257L256 261H258ZM185 261V260H184ZM21 262V261H20ZM217 262V261H216ZM3 263V262H2ZM46 263V262H45ZM67 263V262H66ZM255 263H257V262H255ZM68 264V263H67ZM70 264H71V262H70ZM74 264V263H73ZM189 264V263H188ZM259 264V263H258Z\"/></svg>","mask_w":264,"mask_h":264}]
</instances>
